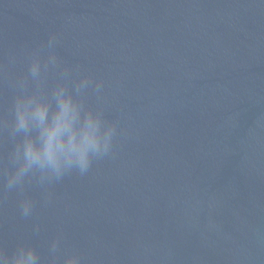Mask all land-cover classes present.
I'll return each instance as SVG.
<instances>
[{
	"label": "water",
	"instance_id": "95a60500",
	"mask_svg": "<svg viewBox=\"0 0 264 264\" xmlns=\"http://www.w3.org/2000/svg\"><path fill=\"white\" fill-rule=\"evenodd\" d=\"M50 33L64 64L103 81L121 131L114 155L52 185L50 203L26 185L30 218L0 193V246L31 243L42 264L54 238L55 264L73 251L80 264H264V3L0 0V115Z\"/></svg>",
	"mask_w": 264,
	"mask_h": 264
},
{
	"label": "clouds",
	"instance_id": "9594fccd",
	"mask_svg": "<svg viewBox=\"0 0 264 264\" xmlns=\"http://www.w3.org/2000/svg\"><path fill=\"white\" fill-rule=\"evenodd\" d=\"M59 43L50 33L45 44L28 54L27 71L11 81L7 115H0V137L6 134L10 143L6 156L0 153V193L19 195L24 218L34 213L32 199L24 194L26 185H39L44 202L50 203L52 185L68 176H86L95 163L114 155L121 131L105 114L103 81L81 74L78 64H64L56 53ZM14 62L15 56L9 57V63ZM50 72L55 76L51 83ZM89 96L95 97V105L88 102ZM257 123L264 127V116ZM39 230L33 225L34 233ZM48 250L49 264H55L59 238L49 242ZM0 264L42 262L31 243L19 241L10 252L0 246ZM63 264H80L79 254H66Z\"/></svg>",
	"mask_w": 264,
	"mask_h": 264
}]
</instances>
